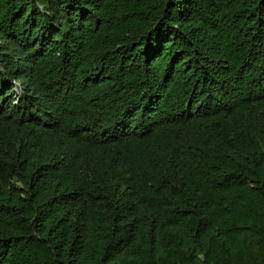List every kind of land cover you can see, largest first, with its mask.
Returning a JSON list of instances; mask_svg holds the SVG:
<instances>
[{"label": "trees", "instance_id": "16d2710c", "mask_svg": "<svg viewBox=\"0 0 264 264\" xmlns=\"http://www.w3.org/2000/svg\"><path fill=\"white\" fill-rule=\"evenodd\" d=\"M0 264H264V0H0Z\"/></svg>", "mask_w": 264, "mask_h": 264}, {"label": "rangeland", "instance_id": "374dc122", "mask_svg": "<svg viewBox=\"0 0 264 264\" xmlns=\"http://www.w3.org/2000/svg\"><path fill=\"white\" fill-rule=\"evenodd\" d=\"M18 86H19V83L17 84ZM20 89H18V91H19ZM16 91H17V88H16Z\"/></svg>", "mask_w": 264, "mask_h": 264}]
</instances>
